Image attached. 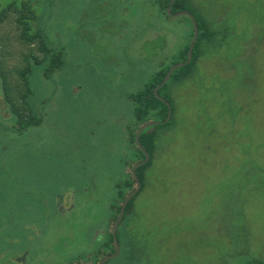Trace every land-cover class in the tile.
I'll return each mask as SVG.
<instances>
[{
	"label": "rangeland",
	"instance_id": "rangeland-1",
	"mask_svg": "<svg viewBox=\"0 0 264 264\" xmlns=\"http://www.w3.org/2000/svg\"><path fill=\"white\" fill-rule=\"evenodd\" d=\"M23 2L63 64L44 78L32 64L38 43L21 39L15 16L0 24L9 96L41 119L17 133L0 84V264H96L111 252L93 255L94 229L109 222L115 185L139 154L127 97L180 63L191 22L161 16L152 0L0 5ZM189 2L221 47L203 46L191 78L164 90L172 119L157 129L121 253L106 264H264V0ZM58 195L71 211L57 209Z\"/></svg>",
	"mask_w": 264,
	"mask_h": 264
},
{
	"label": "trees",
	"instance_id": "trees-1",
	"mask_svg": "<svg viewBox=\"0 0 264 264\" xmlns=\"http://www.w3.org/2000/svg\"><path fill=\"white\" fill-rule=\"evenodd\" d=\"M149 1V0H147ZM170 0H152L151 6L152 8L156 9V11L162 16H166V9L169 5ZM190 2L189 0H174L172 5V14H176L181 11H187L190 14H192L195 18L197 27H198V37L196 40V43L194 45L193 51H192V59L191 62L176 71L173 72L168 82L158 90L157 95L166 100L170 107L171 103L166 95H164V90L169 86V84L177 83L181 84L184 81L191 78L193 75L197 63L200 59L204 57V53L202 52L203 46H213L214 48L221 47V44L219 45L218 42L221 38V35L219 32H217L209 22L205 21L202 18H197L190 10ZM10 15L15 16V23L18 28H20V37L26 44H34L38 43V54L39 58H35L33 61V65L35 67H38L41 69L42 75L44 78L49 79L51 78L52 74L56 71L60 70L62 67V57L60 52H56L54 49L49 48L44 42V38L42 33L37 30L33 31L31 24L34 20H36L37 14L35 11H33L30 3L23 2L19 5L15 3H11L10 5H7L6 7H2L0 5V24L4 23ZM190 21V20H189ZM192 26V25H191ZM187 35V42L180 48L177 54V58L180 61V63H183L187 59V52L189 49V46L191 44L192 38H193V28L189 31H186ZM172 66V65H171ZM170 67H164L161 66L159 70H157L155 73H153L152 77L148 81L147 84L136 93L130 94L127 97V100L130 105V111H131V121L128 123V128L130 130L128 131V136L130 139V142L136 145L135 143V133L137 129L149 122V121H157V122H163L167 116L168 109L167 107L154 95L153 91L156 87H158L166 74L168 73ZM234 69V68H232ZM30 68H28L24 73L20 74L21 79L24 80L25 83H27V74H29ZM0 79H1V88H2V94L4 97V103L7 107V110L10 114V116L14 117L16 119V125H14V130H16L17 133H22L25 130H27L30 127H36L41 124V119L38 115L35 114L33 109H28L26 106V109H22L18 107L15 102L11 99L10 94L7 91V86L5 84V78L0 73ZM29 95V90L24 96L20 99L22 102L27 99V96ZM172 119V115L170 117V120L168 123L164 125H158L157 127L151 128L150 130L143 132L139 137V143L143 147V149L146 151V153L149 155V161L142 167L138 168L136 170V176L140 181L141 189L140 191L134 196L127 204L124 212V217L122 222L117 228L116 231V239L118 244L121 243V238H125L124 236V229H121V226L125 220L126 215H128L131 212V208L133 205V201L136 199V197L141 193V191L144 188V181H145V174L146 171L152 166L154 161V155L158 149L157 146V129L160 126H169L170 121ZM137 146V145H136ZM138 156H137V163L144 160V156L142 152L137 147ZM135 189V181L133 179L132 173L130 172L128 177L123 181L122 183H118L115 185V196L113 199V203L111 204V210H110V218H109V225L111 228L115 220L117 219L120 208L122 205V202L126 198V196L131 193ZM108 223L105 224L102 223V229L109 230L107 228ZM101 229V230H102ZM101 240L97 242L98 250L100 246V253L97 255L103 254L102 252H105V250H110V252H114V244H113V238L111 233L106 234L105 236H101ZM130 251V255L134 256V252L132 251V248L128 249V253ZM121 253V250H120ZM256 263V262H254Z\"/></svg>",
	"mask_w": 264,
	"mask_h": 264
},
{
	"label": "water",
	"instance_id": "water-1",
	"mask_svg": "<svg viewBox=\"0 0 264 264\" xmlns=\"http://www.w3.org/2000/svg\"><path fill=\"white\" fill-rule=\"evenodd\" d=\"M173 2H174V0H170L169 5L167 6V9H166L167 16L172 17V18L185 16V17H187L190 20L191 25H192V28H193V38H192L191 44H190L189 49H188V52H187V59L183 63H179V64H175V65L171 66L170 69H169V71H168V73L166 74V76L162 80L161 84L158 87H156L154 89V91H153L154 95L167 107V109H168L167 116H166V118H165V120L163 122L149 121V122L141 125L137 129V131L135 133V143H136L137 147L139 148V150L142 152V154L144 156V160L138 162L131 169V173H132L133 179L135 181V189L131 193H129L126 196V198L124 199V201L122 202L119 215H118L117 219L115 220V222L113 223V225L111 227L110 233H111L112 238H113L114 253L113 254H110L109 256L104 257L97 264H106L107 262H109V261H111L113 259H116L120 255V246H119V244L117 242V239H116V231H117L118 226L120 225V223L123 220L125 208H126L128 202L134 196H136V194L141 189L140 181H139V179L136 176V170L138 168L144 166L149 161V155L146 153V151L143 149V147L139 143V137H140V135L143 132H145V131L148 132V130H150L151 128H154V127H156L158 125H164V124L168 123L169 120H170V117H171V107H170L169 103L166 100L160 98L157 95V92H158L159 89H161L168 82V80L170 79V77H171V75L173 74L174 71H176L178 69H181V68L187 66L191 62V59H192V51H193L194 45H195L196 40H197V37H198V27H197V24H196V21H195L194 16L192 14H190L189 12H187V11H181V12H178L176 14H172L171 11H172Z\"/></svg>",
	"mask_w": 264,
	"mask_h": 264
},
{
	"label": "flooded vegetation",
	"instance_id": "flooded-vegetation-1",
	"mask_svg": "<svg viewBox=\"0 0 264 264\" xmlns=\"http://www.w3.org/2000/svg\"><path fill=\"white\" fill-rule=\"evenodd\" d=\"M58 198V201H59V203H57L56 202V206H57V209H59V211L61 212V213H66V212H64V211H71L72 210V208L73 207H71L70 208V210H68V209H64L63 207V205H62V196H57ZM102 226H99L98 228H96V229H94V232H93V240L95 241V242H99V241H102L101 240V236H105L106 234H109L110 233V231H111V228H109V231L108 230H106V229H102L101 228ZM102 229V230H101ZM96 237H99V239L98 240H96L95 238ZM94 254V256H97V254L98 253H100V246H99V250H98V246H96V250L93 252ZM114 252H112V253H106L99 261H101L104 257H106V256H109L110 254H113ZM98 261V262H99ZM97 262V263H98ZM96 263V264H97ZM17 264H25V259H23V260H19L18 262H17ZM76 264H78V263H76Z\"/></svg>",
	"mask_w": 264,
	"mask_h": 264
}]
</instances>
